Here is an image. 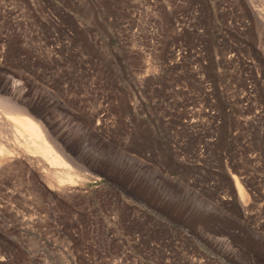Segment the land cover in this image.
Segmentation results:
<instances>
[{
	"label": "rangeland",
	"instance_id": "374dc122",
	"mask_svg": "<svg viewBox=\"0 0 264 264\" xmlns=\"http://www.w3.org/2000/svg\"><path fill=\"white\" fill-rule=\"evenodd\" d=\"M0 93V264H264V0H0Z\"/></svg>",
	"mask_w": 264,
	"mask_h": 264
},
{
	"label": "bare ground",
	"instance_id": "6f19581e",
	"mask_svg": "<svg viewBox=\"0 0 264 264\" xmlns=\"http://www.w3.org/2000/svg\"><path fill=\"white\" fill-rule=\"evenodd\" d=\"M6 93H8V92L6 91L4 94H6ZM14 101H16V100H14ZM14 101H12V98L5 96V95H2L0 93V137L2 138V140H0V143L3 144V142H1L3 140L7 143V144L4 143L5 147H4V145H2V147H0V155L3 152L8 153L10 151H14L11 149L12 148V147H10L11 145L10 146L8 145L9 142L12 140L10 137H9V139H11V140L8 139V135L11 132L13 139L15 141V144H17L19 147H22L26 151V153L27 152L31 153V154H34V153L40 154L41 153L43 156H45L47 159H49V161L53 162L54 164H61L62 163V161L60 160L61 158L59 159L58 156H56V153H54V151L52 150L54 148H52L50 146L49 141L47 140V137H45V135L42 134L43 132H41V130H40V128H42V127L39 128L38 124H36L34 121L35 119L33 120L31 118V116L29 115V112L26 110V108L21 106V103L19 104V102H14ZM6 120L11 121L13 127L11 125L9 127L8 126L9 124H6ZM8 140H9V142H8ZM59 157H60V155H59ZM62 175H64V174H62ZM57 177L58 176L56 175V179H58ZM63 177L66 178V176H63ZM62 181L65 182V180H62ZM236 182H238V181H236ZM237 185H238L239 191L242 192V187L240 186V184H237ZM239 194H241V193H239ZM241 195L243 196V192Z\"/></svg>",
	"mask_w": 264,
	"mask_h": 264
}]
</instances>
